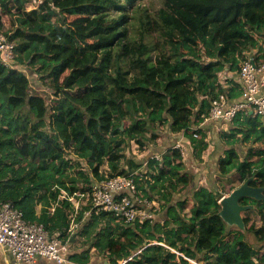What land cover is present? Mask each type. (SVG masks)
Here are the masks:
<instances>
[{"label":"trees","instance_id":"1","mask_svg":"<svg viewBox=\"0 0 264 264\" xmlns=\"http://www.w3.org/2000/svg\"><path fill=\"white\" fill-rule=\"evenodd\" d=\"M27 1L0 0V33L7 26L16 45L13 67L0 64V203L10 202L27 222L70 241L74 205L62 191L89 193L92 179L125 175L147 201L165 208L167 219L126 225L112 212L85 208L90 217L80 235L94 238L89 247L113 255V264L137 250L136 264H187L152 242L170 248L182 242L180 251L204 264H264V200L241 199L256 218L243 212V229L218 215L221 198L250 177L264 195V119L238 114L219 134L216 181L227 185L223 192L200 187L189 195L194 175L177 148L151 157L145 173L124 153L130 142L145 150L146 132L157 140L162 128L183 133L202 161L206 135L192 127L208 117L210 100L220 93L239 98L234 76L242 61L249 55L255 64L264 60V0H164L159 17L166 52L154 62L140 54L131 79L118 58L110 66L101 52L118 33L109 40L90 37L124 23L134 0H43L30 11ZM18 67L35 74L42 90ZM231 74L224 87L220 76ZM248 142L263 147L241 156L235 146ZM173 196L181 199L171 210ZM89 252L69 259L88 264Z\"/></svg>","mask_w":264,"mask_h":264},{"label":"built area","instance_id":"2","mask_svg":"<svg viewBox=\"0 0 264 264\" xmlns=\"http://www.w3.org/2000/svg\"><path fill=\"white\" fill-rule=\"evenodd\" d=\"M39 4L36 3L37 6ZM15 47V43L7 39L6 33L1 32L0 64L2 66L13 67ZM236 75L241 92L239 98L229 100L224 93H220L210 100L209 115L204 119L220 124L225 131L229 129L228 126L238 114L264 119V60L255 64L253 55H249L242 61ZM201 123L193 126L192 132L200 129ZM193 136L199 137L196 133ZM173 148L179 149L182 159L188 152V148L181 143H176ZM83 165L86 167L85 163ZM72 195H79L80 199L86 197L92 209L112 212L126 225L145 221L164 223V221H153V208L158 203L147 201L138 191L132 177L121 175L101 181L92 179L89 193L76 191ZM72 195L68 196L65 191H62V197H68L67 199L74 205ZM153 203H156L155 206L151 205ZM78 210V207L74 205V212L77 213ZM85 215H90V211H87ZM65 242L67 241L59 234L49 235L42 225L27 222L22 211L10 202L0 203V248L10 254L12 261L9 264H34L38 258L46 259L54 264H77L69 259L70 244L67 246ZM156 244L165 247L177 258H184L187 264H204L185 257L165 243L152 242L149 245ZM140 253L141 250L132 252L116 264H136ZM106 264L109 263L106 262Z\"/></svg>","mask_w":264,"mask_h":264},{"label":"rangeland","instance_id":"3","mask_svg":"<svg viewBox=\"0 0 264 264\" xmlns=\"http://www.w3.org/2000/svg\"><path fill=\"white\" fill-rule=\"evenodd\" d=\"M43 0H28L25 4L26 10H31L37 7L36 3H40ZM132 4L128 6L127 12H126V19L124 20V23L118 24L116 27H107L105 29H102L99 32H96L93 36L90 37L91 41H98V40H109L114 33H118V37L107 47H103L101 49L102 53H107L108 57V63L111 66L112 60L115 58H118L122 64V68L127 74L128 78L136 77L138 75V71L135 69L134 66L135 59L142 54V58L150 59L152 62L155 61V59L158 57V55L164 51L166 52V48L163 44V39L160 35L161 27H160V17L159 13L164 8V0H134L131 2ZM117 15V14H116ZM116 15L114 17H116ZM112 17V16H111ZM7 31V26L4 27L3 32L5 33ZM264 35V33H263ZM20 68V67H18ZM22 69V68H20ZM29 77L31 81V85L35 89L42 90V87L40 83L37 81V76L35 74H30L27 69H22ZM232 75V74H231ZM232 126V125H231ZM230 129V126H229ZM228 129V130H229ZM166 130V129H165ZM227 130V131H228ZM164 131V130H163ZM168 131V130H166ZM153 132V131H152ZM225 132V131H224ZM223 132H218V136H215L212 133L211 139L212 142L217 144L216 151L221 153L222 149L219 147V139L220 135ZM151 131L146 132L144 138L148 141V143L151 145L152 148H156L159 146L160 141L157 140H150ZM170 137V136H168ZM147 149H149V146L146 145ZM238 150V153L241 156H244L249 148L253 149H261L263 145L260 143H240L237 146H235ZM146 149V150H147ZM210 149H213V146H210L208 151ZM137 151H142L140 148L136 147V144L134 142H130V144L124 148V153L127 157H130L134 159L137 163H140V161H144L146 154H143L141 152L137 153ZM207 151V150H206ZM206 151L203 152V156L208 155L206 154ZM191 153L188 149V152L186 156L183 157L186 161H191ZM213 153V152H210ZM209 153V154H210ZM148 154V153H147ZM188 159V160H187ZM75 160V158H74ZM201 160L204 162V160L201 158ZM209 160V159H208ZM198 163L197 165H192V172H195V167H199V164H201L200 159L195 158L194 154L192 153V163ZM214 160L211 161L209 165V169L213 170V172L210 170L208 173L211 176L207 177V188L210 189H220L222 192L227 190L226 184H218L216 179L218 176L217 168L214 165ZM84 163V161H83ZM104 170H107V167H103ZM186 169V168H185ZM216 169V171H214ZM189 171V170H188ZM252 186H256L254 184V180L250 183ZM202 187H204L202 185ZM62 194V193H61ZM228 194H225V197ZM174 199H171L170 202L167 204V207L169 209H174L176 201L181 198H177V196H173ZM185 197V194L182 196V198ZM72 201L74 202V205L78 207V211L73 212L71 215V225H70V232L69 235L73 237L74 241L72 243L69 242L68 239H65L67 242L66 245L69 246L70 244V253H82L83 250L89 249V263L93 264H102L104 262H108L109 264H113V255L106 253L105 251H98L97 249L90 248L89 244L94 242V238L89 236V242L86 241V235L83 236L80 235L81 229L83 227L84 221L89 219L90 215H85V213L88 211H85V208L91 206L88 202L86 197H83V199L79 198V195H72ZM156 203L151 204L152 206H155ZM82 208V209H81ZM83 214H82V212ZM83 215V220L79 223L76 220V217L79 216V214ZM249 217H251L252 220H256L254 212L251 210L248 211ZM167 219L166 210L165 208H161L158 204L156 207L153 208V221H165ZM83 224V225H82ZM252 237L250 236L248 240H250ZM167 245V244H166ZM183 247V243L179 242L177 243L176 247H171L178 252L182 253L186 257V253L183 251H180ZM186 251H191L192 249L187 247L185 248ZM184 259V258H183ZM187 261V260H186ZM181 263V262H180ZM204 263V262H202Z\"/></svg>","mask_w":264,"mask_h":264},{"label":"crops","instance_id":"4","mask_svg":"<svg viewBox=\"0 0 264 264\" xmlns=\"http://www.w3.org/2000/svg\"><path fill=\"white\" fill-rule=\"evenodd\" d=\"M232 76L233 75H221L220 80L223 82L226 78H230ZM234 78L238 83L237 75L234 76ZM223 85H224V87L227 86L225 84V82H223ZM200 125H201L200 130H202L206 135L205 142L208 145V147L206 149L207 150L206 154H208V155H206V156L202 155L201 156V158L204 160V162L201 161L200 162L201 164H199V167L198 166L195 167V169H194L195 172H192V165H197L198 163H195V162L192 163V153H194V152H193V149L191 148V145L188 142V139L183 135V133L172 134L168 129H166V130H168V131H166L165 129H162V128H158L156 130V134L158 136L157 141L158 142L160 141L159 146H157L156 148H152L151 145L149 143H147V145L149 146V149H147V147L145 145L144 146L145 150L137 151V153L141 152L143 154H146V157H145L144 161H140L139 164H141V168L139 170H137L136 172L145 173L146 163L151 157L155 156L156 158L161 159V157L165 153H167L169 149L173 148L176 145V143H181L182 145L187 147L190 150V152H192L191 153V161H189L188 159H187L188 161L183 159L186 171L194 175V184L192 185L191 188H189L190 189L189 195L193 191H195L196 189L202 187V185L204 186V188H207V184H206L207 177L211 176L208 173V171L210 170V172L211 171L213 172V170L209 169L208 167H209L211 161H213V160L215 161L214 165H216L217 159L223 155V152H221V153L217 152L218 150H217V148L214 147L215 143L212 142L211 136H212V133L215 136H218V132H224L225 130L223 129V127L220 124L213 123L207 119L204 120ZM168 136H170V137H168ZM210 146H213V149H210V151H208ZM136 147H138L137 144H136ZM210 152H213V153H210ZM214 171H216V169ZM208 189H210V188H208ZM70 241H71V243L74 241L73 237H71ZM11 261H12V258L10 256V254L2 251V249L0 248V264H9V263H11ZM20 264H24V263H20ZM34 264H54V263H52L46 259H43V258H38ZM88 264H93V263H88ZM102 264H106V262H104Z\"/></svg>","mask_w":264,"mask_h":264},{"label":"water","instance_id":"5","mask_svg":"<svg viewBox=\"0 0 264 264\" xmlns=\"http://www.w3.org/2000/svg\"><path fill=\"white\" fill-rule=\"evenodd\" d=\"M252 180V177L248 178L239 187L232 190L226 197H222L219 201L221 210L218 215L227 224L243 229L244 223L241 214L247 210H251L253 207L250 205H241V199L251 198L258 201L264 200L263 189L252 186L250 184Z\"/></svg>","mask_w":264,"mask_h":264}]
</instances>
